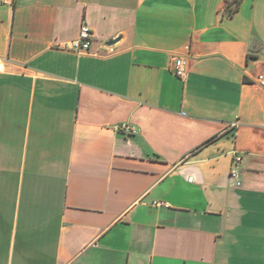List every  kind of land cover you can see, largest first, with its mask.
<instances>
[{"label": "crops", "instance_id": "crops-1", "mask_svg": "<svg viewBox=\"0 0 264 264\" xmlns=\"http://www.w3.org/2000/svg\"><path fill=\"white\" fill-rule=\"evenodd\" d=\"M227 1L0 5V264H264V0Z\"/></svg>", "mask_w": 264, "mask_h": 264}, {"label": "built area", "instance_id": "built-area-1", "mask_svg": "<svg viewBox=\"0 0 264 264\" xmlns=\"http://www.w3.org/2000/svg\"><path fill=\"white\" fill-rule=\"evenodd\" d=\"M5 0H0V5L3 4ZM94 39V33L90 26L83 25L78 37L70 40L69 42L60 45V48L74 52L78 55H90L92 54V43ZM3 64L0 63V70L2 69ZM189 70V60L184 56H177L174 60V73L180 77L185 78ZM252 80L260 85L264 86V73L259 74L255 77H252ZM121 128L127 132H134L135 128L128 123H123ZM241 155H236L232 163V174H236L235 167L242 161ZM156 205L159 206H168L166 202H156Z\"/></svg>", "mask_w": 264, "mask_h": 264}, {"label": "trees", "instance_id": "trees-1", "mask_svg": "<svg viewBox=\"0 0 264 264\" xmlns=\"http://www.w3.org/2000/svg\"><path fill=\"white\" fill-rule=\"evenodd\" d=\"M241 2H242V0L238 1L237 4H236V7H234V8H231L230 4H227V8L226 9H227V12H228V14L230 16L235 14L238 11Z\"/></svg>", "mask_w": 264, "mask_h": 264}, {"label": "rangeland", "instance_id": "rangeland-1", "mask_svg": "<svg viewBox=\"0 0 264 264\" xmlns=\"http://www.w3.org/2000/svg\"><path fill=\"white\" fill-rule=\"evenodd\" d=\"M238 1H240V0H228L227 4H230L231 8H234V7H236V4ZM226 12H227V9H226Z\"/></svg>", "mask_w": 264, "mask_h": 264}]
</instances>
